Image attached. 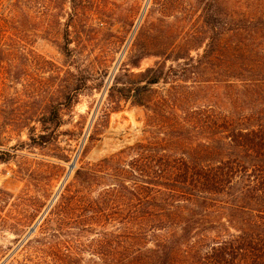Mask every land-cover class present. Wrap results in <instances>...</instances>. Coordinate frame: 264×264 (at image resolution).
Segmentation results:
<instances>
[{
	"label": "trees",
	"instance_id": "obj_1",
	"mask_svg": "<svg viewBox=\"0 0 264 264\" xmlns=\"http://www.w3.org/2000/svg\"><path fill=\"white\" fill-rule=\"evenodd\" d=\"M205 24L211 34L194 65L169 67L163 76L157 64L130 85L114 78L110 108L131 93L153 114L151 128L146 138L75 170L42 236L24 246L45 264H264V12L221 19L212 11ZM62 51L70 55L67 44ZM58 72L54 90L16 98L21 112L13 127L42 152L56 145L62 111L90 88L86 70L67 68L63 78ZM167 73L179 78L177 100L187 96V80L222 83L234 94L232 109L150 108L147 94L167 83ZM113 91L128 94L118 99Z\"/></svg>",
	"mask_w": 264,
	"mask_h": 264
},
{
	"label": "rangeland",
	"instance_id": "obj_2",
	"mask_svg": "<svg viewBox=\"0 0 264 264\" xmlns=\"http://www.w3.org/2000/svg\"><path fill=\"white\" fill-rule=\"evenodd\" d=\"M212 11L221 19L228 12L262 13L264 0H0V264H45L24 246L42 236L44 218L75 170L146 138L151 128L147 118L153 114L135 104L131 93L119 99L128 93L113 91L118 108H110L114 78L118 86L130 85L157 64L163 76L169 67L194 65L208 43L205 20ZM66 44L70 55L62 51ZM177 56L184 59H172ZM67 68L86 70L90 88L83 87L71 111H62L55 146L29 148L26 132L13 127L21 112L16 98L54 90L53 76L62 70L63 78ZM167 74V83L147 94L150 108H204L222 115L232 109L234 94L224 84L187 80L189 88L181 91L187 96L177 100L179 78Z\"/></svg>",
	"mask_w": 264,
	"mask_h": 264
},
{
	"label": "water",
	"instance_id": "obj_3",
	"mask_svg": "<svg viewBox=\"0 0 264 264\" xmlns=\"http://www.w3.org/2000/svg\"><path fill=\"white\" fill-rule=\"evenodd\" d=\"M74 166H75V161H73L72 164L69 166V170H68L65 178H68V176H69L70 172L72 171V169L74 168ZM35 227H36V224L32 228H30L26 237L29 236L32 232H34Z\"/></svg>",
	"mask_w": 264,
	"mask_h": 264
}]
</instances>
